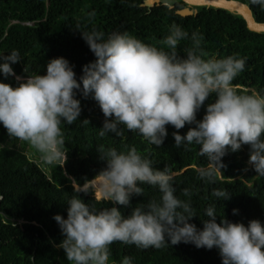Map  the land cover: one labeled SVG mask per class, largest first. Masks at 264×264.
Instances as JSON below:
<instances>
[{
    "label": "clouds",
    "instance_id": "9594fccd",
    "mask_svg": "<svg viewBox=\"0 0 264 264\" xmlns=\"http://www.w3.org/2000/svg\"><path fill=\"white\" fill-rule=\"evenodd\" d=\"M250 3L264 9V0ZM161 4L173 8L172 0H161ZM81 33L97 59L84 66L79 81L63 57L51 59L45 75L24 78L12 68L22 60L19 52L0 53V72L5 77L15 76L18 82L16 87L0 82V123L10 138L27 143L47 165H65L68 151L61 124L71 125L80 117L79 90L84 97L91 95L105 116L100 137L107 133L119 136V126L124 125L159 147L168 136L166 126L171 125L177 130L173 133L176 147L200 145L199 154L208 163L199 170L201 179L214 182L216 172L225 167L222 158L229 148L236 152L242 145L250 147L249 163L257 175L264 176V94L242 93L233 85L245 68V59L238 54L206 59L201 48L203 36L196 31L189 37L175 23L160 41L169 51L128 32H113L106 38L95 29ZM184 39H190L191 46L184 49L186 58H181L178 46ZM211 94H215V102L208 104L202 120H197V112ZM186 124L195 127L181 135L179 130ZM97 151L106 167L94 178H85L82 186L73 178L78 195L67 202V218L54 216L64 236L57 247L64 250L71 264H109L110 246L116 242L161 249L169 241L209 250L215 247L222 264H264V224L259 220H251L247 226L227 218L218 223L215 208L209 206L205 211L208 219H202L203 229H199L191 222L197 216L192 205L175 195L167 167L154 168L135 147L118 152L98 144ZM144 184L158 188L159 198L137 204L127 217L117 207L98 210L80 196L93 193L94 201L132 207V197L144 194L140 186ZM183 194L188 196L189 189ZM212 194L230 199L222 189H214ZM121 264H133L132 258L125 256Z\"/></svg>",
    "mask_w": 264,
    "mask_h": 264
},
{
    "label": "trees",
    "instance_id": "16d2710c",
    "mask_svg": "<svg viewBox=\"0 0 264 264\" xmlns=\"http://www.w3.org/2000/svg\"><path fill=\"white\" fill-rule=\"evenodd\" d=\"M145 0H0V53L7 56L11 51L19 52L21 61L12 64L16 75L26 78L30 74L45 75L47 64L51 59L63 57L69 61L79 81L83 68L97 59L82 38L81 32L93 29L105 34V38L113 32H128L142 42L169 51L160 43L168 34L170 26L175 23L189 33L198 31L203 40L201 48L205 58H226L238 54L245 59V68L233 81L239 92L251 94L253 91L264 94V30L248 28L245 18L238 12L214 5L197 4L189 8L195 13L180 14L177 8L185 6L183 0H172L173 8L167 9L161 0L151 5ZM251 9L257 21H264V9L251 5L250 0H242ZM81 31V32H80ZM191 46L190 39L180 41L178 54L186 58L184 49ZM2 63V61H0ZM27 68V72L25 69ZM0 82L18 86L15 76L5 77L0 72ZM82 87V81H81ZM77 99L81 101V115L71 125L62 122L67 162L63 166L47 165L48 179L53 188L71 187L69 172L75 171L77 163L106 162L99 159L98 144L114 147L118 152H127L135 147L143 156L152 161L154 168L172 165L174 161L191 164L188 175L173 176L172 185L175 195L189 202L194 213L192 219L199 229H203L202 219L207 207L213 206L217 214V222L227 218L230 222L244 223L257 219L264 224V176L255 172L249 163L250 147L242 145L241 149L232 152L229 148L222 158L225 167L217 171L214 182L199 177V170L208 166L202 157L200 145L175 146L173 133L177 130L168 125V136L162 146H155L146 141L138 132L129 131L120 125L121 135L107 133L100 137L105 116L92 96L84 97L77 91ZM215 94H211L204 106L197 112V120L206 114L207 105L215 102ZM88 120L89 122H84ZM195 125L186 124L179 130L181 135ZM27 143L17 144V139L10 138L7 129L0 123V264H71L63 249L57 247L53 226L38 217L35 222L30 218L19 221L26 212H18L16 207L21 200L26 201L20 186V179L28 174L30 166L38 155L26 151ZM31 150V149H30ZM35 152V150L31 151ZM25 153H28L26 155ZM235 178L239 183L234 185ZM254 180V184L247 183ZM81 183V181H79ZM144 194L133 196L132 207H124L113 202L94 201L90 204L99 210L105 207H117L123 216L131 214L132 208L139 203L147 204L149 200L158 199V188L147 184L140 185ZM217 186L225 190L230 199L212 197L210 187ZM189 189V195L183 194ZM40 201L39 198H37ZM238 210L234 214L233 210ZM157 255L143 253L133 264H222L219 250L197 248L194 244L183 242L172 245ZM127 254L120 242L110 246L109 264H121Z\"/></svg>",
    "mask_w": 264,
    "mask_h": 264
},
{
    "label": "rangeland",
    "instance_id": "374dc122",
    "mask_svg": "<svg viewBox=\"0 0 264 264\" xmlns=\"http://www.w3.org/2000/svg\"><path fill=\"white\" fill-rule=\"evenodd\" d=\"M155 1L158 0H152L151 2H147V0H145L148 5L153 4ZM19 143H21V141L17 139V144ZM26 151L30 155H35V157L36 155H38L37 152H31L33 150H30L27 144ZM34 160L35 163L30 166L28 174L20 179V186L22 187L23 185L22 192L26 198V201L21 200L16 209L18 212L26 213H24L25 215L20 216L18 219L19 221H23L26 220L25 218H30V220L35 222L36 219L40 216L42 217V220L44 222H46L50 226H53L56 239L62 240L64 239V236L62 235L59 224L54 220V216L59 214L62 215L65 219L67 218V202L73 196L78 195V193L74 192L72 179L74 178L78 182L81 181L80 185L82 186L85 178H94L103 168L106 167V164L100 165L99 163H77L75 165V171L69 172L68 174L71 178V187L64 186L55 189L51 185V181L48 179V169L40 161L39 155L38 157L34 158ZM190 166L191 164H187L184 161H174L171 166L163 164L156 168L162 170L167 167L170 170L172 176H176L177 174L187 176L189 174L188 169L190 168ZM235 178L241 179L242 176L238 175L234 178H229V180L233 181L234 185L239 183ZM253 184L254 180L247 183L248 186H251ZM217 188V186H211L208 195L216 197L212 193L213 190ZM80 196L88 204H90L91 201L94 200L93 193H80ZM37 198H39L40 201H38ZM120 244L125 248L127 254H129V256L133 259H136L143 253H150L152 257H154V255H157L167 248V246H165L161 249H141L137 248L135 245H125L123 243ZM55 245H58V243L55 242Z\"/></svg>",
    "mask_w": 264,
    "mask_h": 264
},
{
    "label": "water",
    "instance_id": "95a60500",
    "mask_svg": "<svg viewBox=\"0 0 264 264\" xmlns=\"http://www.w3.org/2000/svg\"><path fill=\"white\" fill-rule=\"evenodd\" d=\"M186 5L176 9L180 14L195 13L196 10L190 9V5L209 4L225 7L241 14L246 21L248 28L252 30H264V21H257L252 15L250 7L242 0H183ZM144 4L148 5L145 1Z\"/></svg>",
    "mask_w": 264,
    "mask_h": 264
},
{
    "label": "bare ground",
    "instance_id": "6f19581e",
    "mask_svg": "<svg viewBox=\"0 0 264 264\" xmlns=\"http://www.w3.org/2000/svg\"><path fill=\"white\" fill-rule=\"evenodd\" d=\"M152 0H147V2H151Z\"/></svg>",
    "mask_w": 264,
    "mask_h": 264
},
{
    "label": "flooded vegetation",
    "instance_id": "af4514ba",
    "mask_svg": "<svg viewBox=\"0 0 264 264\" xmlns=\"http://www.w3.org/2000/svg\"><path fill=\"white\" fill-rule=\"evenodd\" d=\"M159 1V0H158Z\"/></svg>",
    "mask_w": 264,
    "mask_h": 264
}]
</instances>
